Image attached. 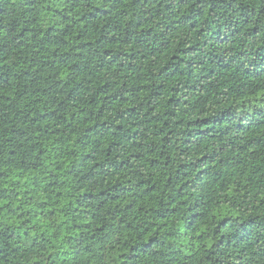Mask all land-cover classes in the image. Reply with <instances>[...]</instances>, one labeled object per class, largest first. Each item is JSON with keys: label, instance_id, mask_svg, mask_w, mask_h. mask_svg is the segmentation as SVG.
Segmentation results:
<instances>
[{"label": "trees", "instance_id": "obj_1", "mask_svg": "<svg viewBox=\"0 0 264 264\" xmlns=\"http://www.w3.org/2000/svg\"><path fill=\"white\" fill-rule=\"evenodd\" d=\"M0 264H264V0H0Z\"/></svg>", "mask_w": 264, "mask_h": 264}]
</instances>
